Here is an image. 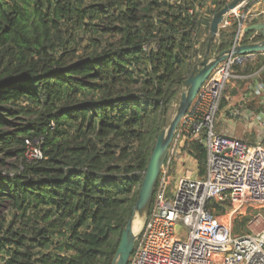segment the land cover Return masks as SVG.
<instances>
[{
  "label": "trees",
  "instance_id": "obj_1",
  "mask_svg": "<svg viewBox=\"0 0 264 264\" xmlns=\"http://www.w3.org/2000/svg\"><path fill=\"white\" fill-rule=\"evenodd\" d=\"M225 3L0 0V264H114L169 105ZM39 136L30 164L25 139ZM183 146L203 175V144Z\"/></svg>",
  "mask_w": 264,
  "mask_h": 264
},
{
  "label": "built area",
  "instance_id": "obj_2",
  "mask_svg": "<svg viewBox=\"0 0 264 264\" xmlns=\"http://www.w3.org/2000/svg\"><path fill=\"white\" fill-rule=\"evenodd\" d=\"M249 1L230 10L220 25L237 30L229 48L259 41L246 40L242 31L264 22V8L256 12ZM260 54L264 52L231 55L221 62L190 104L168 149L149 216L128 264H264V139L251 145L215 130L226 88L238 77L236 67ZM43 140L25 139L28 163L44 158ZM191 140H199L206 149L205 174L177 176L175 164L198 163L183 146ZM215 205H228V220L215 215ZM250 206L254 210L246 226L249 233L235 234V219Z\"/></svg>",
  "mask_w": 264,
  "mask_h": 264
},
{
  "label": "water",
  "instance_id": "obj_3",
  "mask_svg": "<svg viewBox=\"0 0 264 264\" xmlns=\"http://www.w3.org/2000/svg\"><path fill=\"white\" fill-rule=\"evenodd\" d=\"M244 1L247 0H232L231 2H228L223 8L216 11L212 16L209 28L210 36L208 44L204 52L200 55V60L194 65L190 76L183 83V87L186 89V91L182 92L181 94V99L175 117L171 121L170 125L163 128L159 133L141 184L134 214L122 233L121 241L114 259V264H128L129 262L131 254L135 248V241L141 234L134 232V218L136 214H138L141 217H145L146 223L151 210L157 179L167 158L168 149L174 139L182 117L186 113L187 109L198 94L203 84L211 76L214 69L221 62L228 59L231 55L264 52V22L251 24L242 30L244 34L257 31L263 37V39L257 42L240 44L234 49H222L221 42H218L216 48H213V42L215 38L225 30L220 26L225 15ZM232 33L236 34L237 30H233ZM179 228L180 226L177 227V229Z\"/></svg>",
  "mask_w": 264,
  "mask_h": 264
},
{
  "label": "crops",
  "instance_id": "obj_4",
  "mask_svg": "<svg viewBox=\"0 0 264 264\" xmlns=\"http://www.w3.org/2000/svg\"><path fill=\"white\" fill-rule=\"evenodd\" d=\"M255 1L257 9L254 11L259 12L264 8V0ZM260 62H263L260 68L244 73L247 64L256 66ZM247 64L239 66L240 71L235 69L238 77L232 79L225 91V101L218 114L223 122L219 132L253 145L264 139V55H257ZM229 89L235 90L229 94Z\"/></svg>",
  "mask_w": 264,
  "mask_h": 264
},
{
  "label": "rangeland",
  "instance_id": "obj_5",
  "mask_svg": "<svg viewBox=\"0 0 264 264\" xmlns=\"http://www.w3.org/2000/svg\"><path fill=\"white\" fill-rule=\"evenodd\" d=\"M232 0H226V3L225 5L228 3V2H231ZM263 2V1H262ZM208 4L210 5L211 2L209 1ZM224 5V6H225ZM223 6V7H224ZM249 6H251L252 10H256L257 9V6H256V1L254 0H250L249 1ZM211 23V22H210ZM256 33L257 31H252L251 34H249L246 38V40H253V39H256L258 36H256ZM98 36V35H96ZM95 36V37H96ZM255 37V38H254ZM217 39H218V36L215 38L214 42H213V48L216 47V44H217ZM87 41V39L84 40V43H82L80 49H79V52H83V46H85V42ZM244 85V83L242 84V86ZM229 85L227 86L226 90L228 89ZM235 89H232V90H228V93L229 94H232V91H234ZM186 91V89L182 86L181 88H179V91L178 93L176 94L174 100L172 101V103L169 105V108H168V111H167V115H166V125L164 126L165 127H168L171 123V121L173 120V118L175 117L176 113H177V109H178V106H179V102H180V99H181V94L182 92ZM223 102V101H222ZM227 103V101H226ZM222 125H223V122L221 120V118H219V116H217L216 118V122H215V130L217 132H219V130L222 128ZM187 150H189V148H185ZM198 163L194 162V161H190L186 164H183V163H179V164H175L174 166V169H175V174L177 176H182V175H186V176H195V175H199V165H197ZM206 171V169H205ZM205 174V173H204ZM203 174V175H204ZM254 208V207H253ZM251 206L248 207L247 209L244 210V213L240 214L237 216V218L235 219L234 221V233H239L236 231V228L238 227V222L241 221L243 219L244 216H247L248 214H252L253 212V209ZM229 211V207H227V210L222 213V214H218L217 217L222 220V221H226L228 220V212ZM3 212H5L7 214L8 212V209H7V206L4 205V208H3ZM262 212L264 213V210H262ZM258 213V212H257ZM9 218H10V215H8ZM8 218V219H9ZM134 223L136 225V229H138L136 232L137 233H141L143 231V228H144V224H145V217H141L139 216L138 214H136L135 218H134ZM141 223V224H140ZM140 226V227H139Z\"/></svg>",
  "mask_w": 264,
  "mask_h": 264
},
{
  "label": "bare ground",
  "instance_id": "obj_6",
  "mask_svg": "<svg viewBox=\"0 0 264 264\" xmlns=\"http://www.w3.org/2000/svg\"><path fill=\"white\" fill-rule=\"evenodd\" d=\"M141 224V223H140ZM140 227V226H139ZM133 229H134V232H136L138 229H136V225H135V223H134V225H133ZM137 233V232H136Z\"/></svg>",
  "mask_w": 264,
  "mask_h": 264
}]
</instances>
